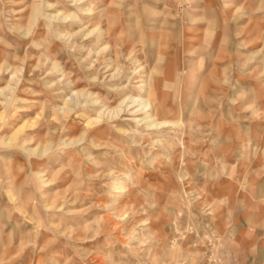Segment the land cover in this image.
<instances>
[{
  "label": "rangeland",
  "instance_id": "374dc122",
  "mask_svg": "<svg viewBox=\"0 0 264 264\" xmlns=\"http://www.w3.org/2000/svg\"><path fill=\"white\" fill-rule=\"evenodd\" d=\"M0 264H264V0H0Z\"/></svg>",
  "mask_w": 264,
  "mask_h": 264
},
{
  "label": "bare ground",
  "instance_id": "6f19581e",
  "mask_svg": "<svg viewBox=\"0 0 264 264\" xmlns=\"http://www.w3.org/2000/svg\"><path fill=\"white\" fill-rule=\"evenodd\" d=\"M142 88H143V86H142ZM144 89V88H143ZM120 90H122V89H120ZM117 91H119L118 89H117ZM146 91V90H145ZM149 91V90H148ZM147 91V93H148V97L146 98V99H139L140 97L138 96V97H131V100H132V103L134 104L133 106H137V107H142V109H138V110H135V112H134V114L135 115H137L140 111L142 112V111H144V112H146V114H148L147 115V117L146 118H140V119H138V116H135V122H137V123H142V125L144 124H146L145 125V128L147 129V128H151L152 129V127H157L158 128V126H163V125H165L164 123H162V122H157V120H156V117L155 116H152L151 114H152V112L154 111V107H153V103L151 102V96H152V92L150 91V92H148ZM78 93V92H77ZM76 93V94H77ZM128 99V98H127ZM126 102V99H124L123 101H122V104H124ZM136 103H138L137 105H136ZM65 109L67 108V106L65 105V107H64ZM145 109V110H144ZM64 110V109H63ZM151 116H152V118H151ZM138 119V120H137ZM102 120V117L101 116H98V117H96L95 119H93V121H91V123H99L100 121ZM134 120V119H133ZM139 126V125H138ZM166 127V126H165ZM154 130V129H153Z\"/></svg>",
  "mask_w": 264,
  "mask_h": 264
}]
</instances>
